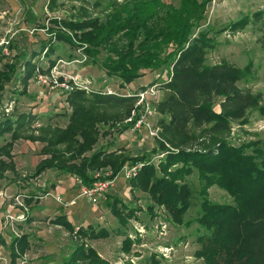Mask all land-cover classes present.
<instances>
[{
	"label": "trees",
	"instance_id": "16d2710c",
	"mask_svg": "<svg viewBox=\"0 0 264 264\" xmlns=\"http://www.w3.org/2000/svg\"><path fill=\"white\" fill-rule=\"evenodd\" d=\"M207 1L179 0L176 5L165 0H112L105 17L94 16L89 7L83 6L76 16L51 19L55 26L48 27L51 37L46 42L50 43L42 47L49 56L55 51L52 39L76 47L84 45L87 63L101 65L108 76L119 79L121 86L129 85L148 71L166 70L161 83L170 94L160 98L156 105L162 115V135L177 151L165 149L160 141L150 152L137 156L103 149L88 154L102 135L98 125L114 123L120 107L126 111L120 120L127 117L135 97L95 92L89 98L84 91L75 90L69 95L72 113L66 128L49 130L48 125L41 128L43 134L30 136L32 140L44 141L42 152L49 154L38 164L36 175L45 169L57 168L90 184L94 173L102 167L111 170L110 178H115L126 164L141 162L143 166L130 179L132 192H147L155 204L167 208L175 222L183 223L192 196L185 177L197 171L202 213L197 218L201 233L197 237L200 248L196 255L205 264H264V140L236 145L228 139L234 122L246 124L250 111L256 108L264 113V96L238 84L249 75L250 66L241 68L227 60L207 62L209 50L215 47L213 37L208 29L196 33ZM253 16L260 20L264 10ZM250 19L247 15L229 27L242 29ZM103 50L106 54L101 56ZM23 54L17 51L8 58L0 47V97L8 82L19 78L28 86L41 68L33 58ZM54 64L52 60L49 68ZM217 103L220 110L215 107ZM31 115L21 114L18 119L0 121V138L11 133V140L0 144V155L10 157L8 162L0 159V169L15 168L11 149L26 125L33 122ZM129 127L125 125L121 129ZM166 151L157 163L153 160ZM214 184L225 188L233 203L212 201L208 188ZM120 201L112 198L107 203L122 225L127 226L130 217H135L134 210L124 216L117 204ZM153 205L149 206L151 210ZM57 221L72 233L86 235L82 226L75 232L76 227L63 216ZM87 229L95 232L96 237L108 233L104 228L94 231L89 226ZM28 239V234L11 239L8 246L11 264H17L19 252L30 248ZM0 244L7 246L3 237ZM131 245L132 239L127 236L125 249L129 251ZM71 255L66 264H79V260L106 264L95 250H87L83 244L77 245ZM161 262L153 253L144 264Z\"/></svg>",
	"mask_w": 264,
	"mask_h": 264
},
{
	"label": "rangeland",
	"instance_id": "374dc122",
	"mask_svg": "<svg viewBox=\"0 0 264 264\" xmlns=\"http://www.w3.org/2000/svg\"><path fill=\"white\" fill-rule=\"evenodd\" d=\"M118 1L123 2L124 0ZM165 1L179 4V0ZM111 2L112 0H0V46L4 39L11 40L10 44L16 51L23 52L28 58H33L34 62L40 64L41 68L38 69L41 71L38 72L48 73L51 61L56 63L62 59L64 62H61L59 66L62 71L78 74L81 80L89 82L91 91L75 89L84 91L89 98L95 92L106 93V88L117 89L119 94L116 95L125 96L128 93H135L142 88L141 84L135 85L133 81L129 85L121 86L119 79L108 76L101 65L87 63V59L82 63L77 62V59H81L82 53L85 54L84 45L76 47L52 39L55 51L50 56L46 54V51H42L43 45L50 43L46 41L51 37L48 27L55 26L51 21L52 18L62 19L76 16L79 8L83 6L89 7L94 16L105 17ZM259 10H264V0H209L205 3L204 18L196 28V33L208 29L213 37L215 47L207 54L208 63L227 60L241 68L250 66L249 75L240 80L238 84L242 88L261 92L264 96V17L256 20L253 16ZM247 15L251 18L247 26L239 30L230 29L229 26L233 22ZM3 52L5 53L4 49ZM105 54L103 50L101 56ZM7 56L11 57V55ZM36 72L28 86H25L19 78L8 82L0 97V121L6 118L18 119L21 114L31 113L34 116L31 125H26L20 134L21 137L14 142L11 149V159L15 168L8 166L0 169V237L7 242V246L0 244V264H11L9 243L12 238H20L24 234L29 235L31 247L24 252H19L17 264H66L77 245L81 244L87 250L91 248L95 250L106 261V264H144L153 253L162 260L161 264H205L203 258L196 255L197 249L200 248L197 237L201 233L197 218L202 213L197 171L185 177L192 189V196L190 198L191 207L185 213L183 223L175 222L167 208L155 204L147 192H132L130 185L132 177L129 176L130 163L115 178L107 175L112 171L106 167L95 172L94 180H114L106 195L97 203L85 198L88 204L97 205L95 207L97 213L91 219L88 218V221H94L95 226L91 228L94 231L104 228L108 232L106 236L96 237L93 234L95 232H90L87 229L89 226L85 227L88 224L86 219L73 222L76 226L75 232L80 229L81 225L86 230V235L82 236L52 224L53 213L49 215L39 213L45 208L50 198L58 204L61 202L60 205L64 204L63 206L66 207L65 202L67 201L64 196L61 195V199L57 198L60 195L52 192L51 189L62 183L60 180L65 176L66 178L72 176L77 178L78 176L63 173L57 168H48L36 175L38 164L42 159L49 157V154L42 152L45 146L44 141L32 140L30 136L43 134L41 128L48 125L49 130L65 129L72 113L69 95L75 91L62 92L59 88H51L50 85L44 87L38 82ZM165 75L166 70L162 68L157 70L153 76L150 74L144 77L143 80L148 78L144 83H150L153 79H158L161 83ZM37 87L39 89L44 87V93L41 94ZM159 90L158 96L163 95L162 86H159ZM155 106L157 109L156 124L161 126V131L159 137L153 139L155 140L153 145L156 147L161 141L165 144V149L171 152L177 151L176 146L162 135L163 127L160 123L162 115L157 108L156 101ZM215 107L220 110L218 103ZM117 111L118 116L114 123L110 121L107 124L98 125L102 135L94 149L88 154L103 149L120 150L128 156H137L154 149V147L141 145V142L132 138L126 130L121 129L125 126L124 120L129 115L120 120V117L126 113L125 108L120 107ZM105 131L108 133L103 135ZM47 133L48 131L45 132ZM228 139L236 145L255 139L264 140V113L256 108L250 111L249 121L246 124L234 122ZM10 140L11 133L8 132L0 138V144H5ZM133 140L134 143H132ZM159 157L156 155L153 160L157 163ZM0 159L8 162L10 157L1 154ZM97 174L100 175L96 177ZM74 186L80 191L76 180ZM208 194L214 202L233 203V198L226 189L218 184L210 186ZM112 198L122 200L117 204L124 216L128 214V211L134 210L135 217H130L127 226L122 225L108 205L107 202ZM72 202L69 201L68 204ZM150 205L154 206L153 210L149 208ZM186 221H189V224ZM127 236L132 239L129 251L124 247V240ZM53 258L57 260L54 261ZM78 263L90 264L87 260H79Z\"/></svg>",
	"mask_w": 264,
	"mask_h": 264
},
{
	"label": "built area",
	"instance_id": "2783aa9c",
	"mask_svg": "<svg viewBox=\"0 0 264 264\" xmlns=\"http://www.w3.org/2000/svg\"><path fill=\"white\" fill-rule=\"evenodd\" d=\"M9 42V39H4L1 44L8 45ZM5 52L8 53L7 47L5 48ZM81 56V59L76 60L77 62L82 63L87 59L85 54L83 55L82 53ZM61 62L64 61L60 59L59 62H56L47 70L48 73H45L46 71L38 72L41 70H37V79L42 86L45 87L50 85L51 88H59L62 92H71L80 88L88 91L92 90L88 84L89 82L81 80V76L78 74H71L66 71H62L61 67H59ZM159 86H162L159 81L152 82L151 84H147L145 87L138 89L135 93H128L125 95L134 96L135 104L132 107L129 116L124 120V124L129 125L130 127L128 129L134 132L137 138L141 141L147 138L156 139L160 135L161 126L156 124L157 109L155 106V101L157 104L160 97L157 94L159 93ZM105 91L108 94H119L117 89L114 88H106ZM166 153L167 152H162L159 156L163 157ZM142 166L143 163L141 162L131 165L129 168V176L133 177L137 174ZM99 175L100 174H97L96 177ZM107 175H110V172H108ZM76 180L79 183V194L97 203L106 195V192L110 188L112 180L114 179H96L91 184L84 183L80 177H77ZM58 198L61 199L59 196Z\"/></svg>",
	"mask_w": 264,
	"mask_h": 264
},
{
	"label": "crops",
	"instance_id": "0c3cea01",
	"mask_svg": "<svg viewBox=\"0 0 264 264\" xmlns=\"http://www.w3.org/2000/svg\"><path fill=\"white\" fill-rule=\"evenodd\" d=\"M10 42H11V40H10ZM10 42H9L8 45H2L0 47H2V51H3V49L5 51V48L7 47L8 53H6V52L4 53L3 52V54L12 56L14 54V52L16 53L17 51L15 49L13 50L12 47H10L11 46ZM154 73L155 72H147L144 76L139 77L133 83L135 85L141 84V86L142 85H147L148 83H144V82L147 81L148 78L143 80L144 77H147L150 74L153 76ZM31 84H29V87H31ZM38 89H37V91H38ZM39 92L41 94H43L44 93V87H42V88L40 87ZM162 94L163 95H161L159 97V99L160 98H166L170 94V90H164V88H163ZM164 95H165V97H162ZM126 133L131 134V137L132 138L134 137L135 139L138 140V142H141V145H143V146L146 145L147 147H150V148L154 147L153 144L155 143V140H153L151 138H147L145 140L140 141V139L137 138L136 134H134V132H132L130 129H126ZM132 143H134V140H133ZM75 180H76V178H74L73 176L71 178H66V176H65V177H63L60 180V181H62V183L58 184L54 189H51L52 192L58 193V195H60L59 196L60 198L62 196H64L65 200L67 201V203L65 202L66 207L63 206L64 205L63 203H62L63 205H60L61 202L58 204L53 198H50V199L47 200L45 208H43V210H41V212H39V213L46 214V215H49V214L53 213L54 217L53 216L51 217V223L55 224L56 226H60V227L64 228L65 230H68V229H66V227H64L63 224L57 223L58 222L57 221L58 217H62L63 216L65 219L71 221V223L74 226H75L74 223H76L77 221H83L84 219H86V221L88 222V224L85 225V227L86 226H95L93 224V222H94L93 220H91V222L88 221V220L91 219V217H93L97 213V210L95 209V207L97 205L88 204L87 200L85 199L86 197H83V196H81L79 194V191L74 186L75 185ZM76 182H77V184L79 186V183H78L77 180H76ZM75 192H76V194H75ZM57 198H58V196H57ZM69 201L70 202L74 201V203L72 202V203L68 204ZM67 205L69 207H67ZM68 231L71 232L70 230H68ZM28 237H29V235H28ZM28 240H29V246L31 247V239L29 238ZM53 260L56 261L57 259L53 258Z\"/></svg>",
	"mask_w": 264,
	"mask_h": 264
}]
</instances>
